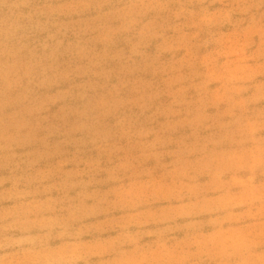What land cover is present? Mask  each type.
<instances>
[{"label":"rangeland","instance_id":"374dc122","mask_svg":"<svg viewBox=\"0 0 264 264\" xmlns=\"http://www.w3.org/2000/svg\"><path fill=\"white\" fill-rule=\"evenodd\" d=\"M0 264H264V0H0Z\"/></svg>","mask_w":264,"mask_h":264}]
</instances>
